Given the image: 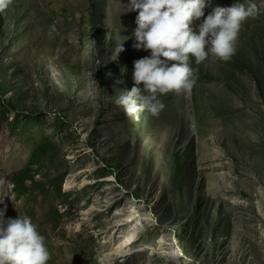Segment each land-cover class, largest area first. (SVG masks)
I'll list each match as a JSON object with an SVG mask.
<instances>
[{
	"label": "rangeland",
	"instance_id": "obj_1",
	"mask_svg": "<svg viewBox=\"0 0 264 264\" xmlns=\"http://www.w3.org/2000/svg\"><path fill=\"white\" fill-rule=\"evenodd\" d=\"M251 2L232 59H190L191 92L138 120L115 104L150 55L132 47L129 0L0 12V210L31 219L48 264H264V0ZM240 3L205 0V18Z\"/></svg>",
	"mask_w": 264,
	"mask_h": 264
},
{
	"label": "clouds",
	"instance_id": "obj_2",
	"mask_svg": "<svg viewBox=\"0 0 264 264\" xmlns=\"http://www.w3.org/2000/svg\"><path fill=\"white\" fill-rule=\"evenodd\" d=\"M11 3L0 0V12ZM205 8V0H129L124 12L138 11L132 47L150 55L134 61V86L115 100L127 117H159L166 107L159 97L190 93L197 79L190 59L197 65L209 58L230 61L242 26L259 14L251 0L217 6L206 18ZM123 45L115 44L109 62H118ZM5 212L0 210V264H48L50 251L37 226L27 216L5 219Z\"/></svg>",
	"mask_w": 264,
	"mask_h": 264
},
{
	"label": "bare ground",
	"instance_id": "obj_3",
	"mask_svg": "<svg viewBox=\"0 0 264 264\" xmlns=\"http://www.w3.org/2000/svg\"><path fill=\"white\" fill-rule=\"evenodd\" d=\"M70 186H71V183H66V189L67 188H70ZM130 222L128 221L127 223H125L124 225H127V224H129ZM123 225V226H124ZM140 231L138 230V229H136V230H133V231H131L130 232V234H129V236L128 237H126L125 238V242H126V244L124 245V246H122V247H120V250L122 251V249L125 247V248H128L129 246H130V244H132L134 241H136V239L140 236Z\"/></svg>",
	"mask_w": 264,
	"mask_h": 264
}]
</instances>
